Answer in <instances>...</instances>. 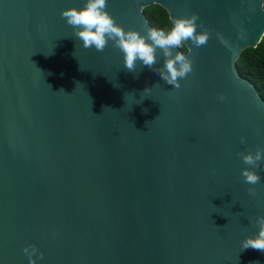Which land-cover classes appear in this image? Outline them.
Wrapping results in <instances>:
<instances>
[{"label": "water", "instance_id": "95a60500", "mask_svg": "<svg viewBox=\"0 0 264 264\" xmlns=\"http://www.w3.org/2000/svg\"><path fill=\"white\" fill-rule=\"evenodd\" d=\"M85 2L0 0V264H29V246L35 264H264L241 248L264 215V161L237 155L264 148V99L235 65L264 38V0H106L141 35L147 7L198 16L209 40L185 42L179 89L129 72L112 41L83 48L61 14Z\"/></svg>", "mask_w": 264, "mask_h": 264}, {"label": "clouds", "instance_id": "9594fccd", "mask_svg": "<svg viewBox=\"0 0 264 264\" xmlns=\"http://www.w3.org/2000/svg\"><path fill=\"white\" fill-rule=\"evenodd\" d=\"M106 0H86L85 5L80 10L71 8L62 12V17L66 19L68 25L73 28L74 35L82 41L83 48H94L97 52H103L109 41L124 54V67L129 72H136L137 61L143 67L157 71L160 78L175 89L181 87L179 80L186 78L193 71V61L189 59L179 49L186 45V41H191L196 48L204 46L209 40L207 30L197 33L196 21L198 16L192 15L190 18H176L172 20L169 31L148 28L146 35H141L134 30L124 31L116 24L112 16L106 11ZM203 27V25H201ZM150 41L151 43H149ZM221 43H226L221 37ZM157 49L162 50L164 64L161 68H155ZM174 50L175 54H173ZM145 92L150 91L146 88ZM220 100L225 97L221 95ZM243 143V139L241 140ZM245 165L251 168L259 167V162L264 161V148L257 146L255 153H238ZM244 182L256 185L260 181V176L255 171L245 168L241 173ZM250 195H255L254 189H249ZM255 226L258 232L254 236L247 237L242 241V250L249 248L264 252V215L255 219ZM31 249V250H30ZM29 257V264H35L32 256L37 252L35 246L23 249ZM43 258V254H40Z\"/></svg>", "mask_w": 264, "mask_h": 264}, {"label": "trees", "instance_id": "16d2710c", "mask_svg": "<svg viewBox=\"0 0 264 264\" xmlns=\"http://www.w3.org/2000/svg\"><path fill=\"white\" fill-rule=\"evenodd\" d=\"M144 14L152 28L169 31L171 22L167 12L159 5L147 7ZM180 50L184 53L187 48L183 45ZM240 76L249 80L264 99V38L257 48L243 50L235 62Z\"/></svg>", "mask_w": 264, "mask_h": 264}]
</instances>
